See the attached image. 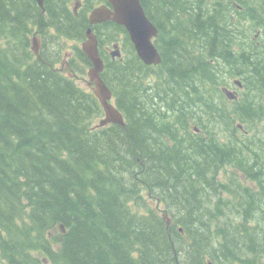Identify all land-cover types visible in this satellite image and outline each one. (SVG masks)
<instances>
[{
  "label": "trees",
  "instance_id": "obj_1",
  "mask_svg": "<svg viewBox=\"0 0 264 264\" xmlns=\"http://www.w3.org/2000/svg\"><path fill=\"white\" fill-rule=\"evenodd\" d=\"M140 3L158 29L161 62L144 64L122 25H93L101 77L126 123L95 127L103 111L94 94L36 58L26 37L36 18L83 41L87 14L44 0L46 19L34 0H0L3 264H253L264 254V228L248 224L264 223V201L239 173L217 178L225 165L259 177L242 159H256L257 147L237 136L264 141V0ZM117 35L122 55L113 59L106 46ZM72 52L68 68L86 70L81 48ZM232 76L242 88L229 100L221 88ZM223 123L221 141L212 129ZM236 123L247 133L236 135Z\"/></svg>",
  "mask_w": 264,
  "mask_h": 264
},
{
  "label": "water",
  "instance_id": "obj_2",
  "mask_svg": "<svg viewBox=\"0 0 264 264\" xmlns=\"http://www.w3.org/2000/svg\"><path fill=\"white\" fill-rule=\"evenodd\" d=\"M38 5L43 8L44 0H36ZM111 7L102 4L94 7L88 16V24L85 31V39L81 44V50L90 63L87 70L88 85H92V92L96 96L104 117L100 119L98 126L108 123L125 126L122 113L112 103V91L104 82L101 73L104 69V60L100 56L98 49L97 34L92 29L93 25L105 21H113L118 25H122L130 41L132 42L139 59L146 65H157L161 62L160 53L153 43V39L157 36V27L146 15L140 0H107ZM31 47L34 53H38L39 44L35 39L32 40ZM114 50L110 51L111 57H120L121 52L118 45L112 46ZM74 76V75H73ZM235 84L240 87L241 82L236 80ZM222 93L229 99H236V92L223 87ZM163 218L169 225V217L163 214ZM211 264V263H209Z\"/></svg>",
  "mask_w": 264,
  "mask_h": 264
},
{
  "label": "rangeland",
  "instance_id": "obj_3",
  "mask_svg": "<svg viewBox=\"0 0 264 264\" xmlns=\"http://www.w3.org/2000/svg\"><path fill=\"white\" fill-rule=\"evenodd\" d=\"M37 7L39 8L40 10V13L41 15H43L46 19H47V14L44 12V3H43V8H41L37 1L34 0ZM66 4L68 5V7L74 11V14L76 15L78 12H85V14H87V19H88V14H90V12L92 11V9L94 7H97L100 5V2H95L94 4H89V8L88 7H85L83 5V1L82 0H66ZM45 21L43 20H40V19H36L34 18L32 20V30L30 32H28V34L26 35L27 37V40H28V49L33 52L32 54H34V56L38 59H42V57L44 58H48V59H53V62H52V65L58 69L60 71V73L62 75H64L65 77H68L70 79H73V81L83 90L85 91H91V86L87 85V70L88 68H86V70H84L85 68V65H82L81 63L80 64H77V63H74L76 68L79 69V71H76V74L78 75V77H73V70L69 69L68 68V65H69V60L72 59V61H75V58L73 57V52L72 51H75L77 52V49H80L81 48V44L83 41H77L74 37H69V36H65V35H61L58 37V33H55L53 30L49 29L45 24H48V23H44ZM245 25V23H244ZM246 25H248L246 23ZM116 40L113 41V39L107 43V46H106V49L109 50V51H112V48H111V43H115V42H118L119 44L121 43V40H122V36L120 35H117L116 37ZM6 38H4L5 40ZM35 39L36 42L39 44V47H38V53H34V51L32 50V40ZM121 48V47H120ZM114 50V48H113ZM122 51V50H121ZM54 55V57H53ZM43 60V59H42ZM79 61V60H78ZM83 72H81V71ZM223 79V77H222ZM225 81H227L228 85L227 86H222L223 87H226L228 89H230L231 91L235 90L238 95L240 94V91L238 88H237V85L235 84V81L238 80L241 82L240 78L238 77H231V78H224ZM242 83V82H241ZM103 118V115L98 117V116H95L94 118H91L90 119V122L89 123H93V124H97L99 122V120ZM88 123V121H87ZM236 128L238 129V133H236V135L238 134H241L242 133V129L245 128V123L244 124H241V123H236ZM212 125H210L208 128L210 129ZM228 126L223 123L221 126H213L214 129H212L213 131H215L217 137L221 140V141H224L226 139V136L228 134ZM248 127V126H247ZM246 129V128H245ZM261 127L260 125H257L253 131H261ZM258 132V133H259ZM247 133V132H246ZM252 134V133H251ZM252 136H254V134H252ZM250 136L249 139H246V137H244L243 140H241L238 136H237V142L242 144V145H246V144H251L252 147H257V156H258V168L261 172V175H260V179H261V182H264V151H262V148H264V141L262 142H258L257 139L255 137H252ZM255 138V141L253 143H251V141ZM259 138L263 139L264 140V137L263 136H259ZM259 151V152H258ZM251 155L247 154V155H244L242 159H248L247 161L251 160ZM228 173H231L232 175H237L239 172L234 170V168L230 165H225V167L223 166V168H220L218 170V175H217V178L220 179V180H225L228 177ZM240 174V173H239ZM240 177V176H239ZM238 180V179H237ZM242 185H247V184H244V183L241 181ZM253 187V185H251ZM144 195L145 194V191H143ZM218 193V192H217ZM210 201L213 202L215 199L214 197L210 196ZM148 202H150L148 200ZM152 203H155V201L152 200ZM151 203V204H152ZM153 206V204H152ZM163 205L160 204V207H162ZM167 214L165 213L164 211H159V214L162 215V214ZM260 213V212H259ZM169 215V213H168ZM171 217V216H170ZM257 218V217H256ZM237 222H239V219L237 220ZM264 225V223H262ZM256 225V224H255ZM253 225V226H255ZM264 228V227H263ZM36 256L39 255V253H36L35 254ZM40 256H42L40 254ZM251 256V255H250ZM0 264H3V260L0 259ZM214 264V263H213ZM240 264V263H238Z\"/></svg>",
  "mask_w": 264,
  "mask_h": 264
},
{
  "label": "flooded vegetation",
  "instance_id": "obj_4",
  "mask_svg": "<svg viewBox=\"0 0 264 264\" xmlns=\"http://www.w3.org/2000/svg\"><path fill=\"white\" fill-rule=\"evenodd\" d=\"M102 4H105V5H107V6H109V7H111V5L109 4V2L107 1V0H102L101 2H100V5H102ZM109 51V50H108ZM194 128V127H193ZM193 131L194 132H200L199 131V129H196V128H194L193 129ZM245 133H246V131H244ZM262 151H264V148H262ZM245 160V159H244ZM247 163L248 164H250V165H253L252 167H250L249 168V170L253 173V174H255V175H257V176H259V177H257L256 179L253 177L252 179H250V178H248V177H246V173L245 172H241L240 170L238 171L239 173H240V179H241V181L244 183V181H245V183L244 184H247V185H242V187H246V186H248V187H252L251 185H253V192L255 193V196L257 197V200H259V201H264V193L261 195V193H260V191H259V185H260V183H261V179H260V175H261V172L262 171H260L258 168H257V163H259V161H258V157L256 158V159H254V160H249V161H247ZM223 168V167H222ZM260 180V181H259ZM264 185V184H263ZM224 194V193H223ZM225 195V194H224ZM215 198V197H214ZM263 198V199H262ZM199 199L201 200V198L199 197ZM202 201H203V199H202ZM215 201V200H214ZM212 204L210 203V206H211ZM261 210V212H264V209L262 208L261 209V207L259 208V211ZM254 218H256V217H254ZM253 217H252V219H250L249 220V222L250 223H248L250 226H253V225H255L254 226V228L256 227V228H262V227H264V225L263 224H259V221H258V218H256V219H254ZM194 220L196 221V222H198V221H202L203 220V215L202 214H200V212H199V214L196 216V217H194ZM261 251H263V250H261ZM263 253H264V251H263ZM255 259V258H254ZM240 264H249V263H244V262H242V263H240ZM253 264H264V254H261V255H257V258L255 259V262L253 263Z\"/></svg>",
  "mask_w": 264,
  "mask_h": 264
}]
</instances>
